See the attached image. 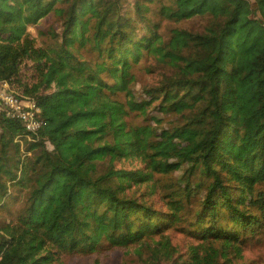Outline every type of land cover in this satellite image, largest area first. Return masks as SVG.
I'll return each mask as SVG.
<instances>
[{"label": "trees", "instance_id": "trees-1", "mask_svg": "<svg viewBox=\"0 0 264 264\" xmlns=\"http://www.w3.org/2000/svg\"><path fill=\"white\" fill-rule=\"evenodd\" d=\"M2 83L46 125L0 112V264H244L264 233V0H0Z\"/></svg>", "mask_w": 264, "mask_h": 264}, {"label": "rangeland", "instance_id": "rangeland-1", "mask_svg": "<svg viewBox=\"0 0 264 264\" xmlns=\"http://www.w3.org/2000/svg\"><path fill=\"white\" fill-rule=\"evenodd\" d=\"M174 22L180 23L186 27L200 28L201 25L205 22L204 17L197 15L186 19L177 20L172 18ZM172 26L171 22L165 20L163 22V27L167 28ZM36 31V29H34ZM239 50L240 55L241 50ZM242 59V56H240ZM148 66V61L143 60L141 66L137 69L136 73L139 79V84L144 85L146 83H151L155 79V74L153 72H146L145 68ZM229 87V86H228ZM236 90V89H235ZM239 91L234 92L235 95H239ZM239 102L243 105L240 107V112L242 117L248 116V110H251L249 106L244 105L242 98L239 99ZM26 125V123H25ZM46 125V120L42 117L37 120L35 124H29V127L26 125L28 130L37 131L42 126ZM41 132H44L43 130ZM45 133V132H44ZM9 207L0 205V217H10V211L14 210L17 206V201L14 197L7 199ZM179 234L176 233L174 240L179 239ZM246 248L243 251L244 264H264V233L259 235L258 232L250 233L246 237ZM244 244V245H245ZM63 264H141V259L134 254L127 253L121 248H112V249H100L99 255L96 254H67L63 257Z\"/></svg>", "mask_w": 264, "mask_h": 264}, {"label": "built area", "instance_id": "built-area-1", "mask_svg": "<svg viewBox=\"0 0 264 264\" xmlns=\"http://www.w3.org/2000/svg\"><path fill=\"white\" fill-rule=\"evenodd\" d=\"M8 88L7 83L0 84V112L19 117L26 125L35 124L41 118V107L34 101L23 100Z\"/></svg>", "mask_w": 264, "mask_h": 264}]
</instances>
